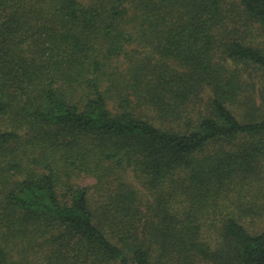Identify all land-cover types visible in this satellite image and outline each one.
Masks as SVG:
<instances>
[{"label": "trees", "instance_id": "obj_1", "mask_svg": "<svg viewBox=\"0 0 264 264\" xmlns=\"http://www.w3.org/2000/svg\"><path fill=\"white\" fill-rule=\"evenodd\" d=\"M0 264H264V0H0Z\"/></svg>", "mask_w": 264, "mask_h": 264}, {"label": "rangeland", "instance_id": "obj_2", "mask_svg": "<svg viewBox=\"0 0 264 264\" xmlns=\"http://www.w3.org/2000/svg\"><path fill=\"white\" fill-rule=\"evenodd\" d=\"M84 183H86V184H94L95 183V179H93V178L87 179Z\"/></svg>", "mask_w": 264, "mask_h": 264}]
</instances>
